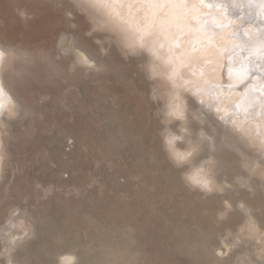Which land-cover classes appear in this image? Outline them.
<instances>
[{
	"label": "rangeland",
	"instance_id": "rangeland-1",
	"mask_svg": "<svg viewBox=\"0 0 264 264\" xmlns=\"http://www.w3.org/2000/svg\"><path fill=\"white\" fill-rule=\"evenodd\" d=\"M75 3L0 0V42L12 47L11 67L27 65L16 79L26 110L0 126V259L1 229L14 214L32 229L14 250L25 264H264L247 255L256 244L242 230L239 202L251 204L264 229V179L251 176L215 119L187 110L192 135L216 123L221 138L218 147L203 140L194 153L219 157L216 188L192 187L190 164L170 158L167 133L182 122L166 120V88L149 74L147 54L125 50L89 11L69 12ZM63 36L87 48L94 64H74ZM249 175L254 187L242 181ZM67 251L77 258L61 260Z\"/></svg>",
	"mask_w": 264,
	"mask_h": 264
},
{
	"label": "bare ground",
	"instance_id": "bare-ground-1",
	"mask_svg": "<svg viewBox=\"0 0 264 264\" xmlns=\"http://www.w3.org/2000/svg\"><path fill=\"white\" fill-rule=\"evenodd\" d=\"M110 11L105 8L96 12L89 11V13L108 22V26L104 29L112 33L116 40L119 37L122 41L119 43L120 46L129 51L124 45L135 43L138 39L139 32L136 31V26L142 28L145 25L142 17L147 10L138 11L135 6L129 8L128 0H119L115 5V11L119 12L120 16L110 14ZM161 15L163 16V13ZM130 17L131 22H129ZM164 23L165 31L157 32L151 38L156 55L139 47L136 52L142 51L147 54L149 74L152 75V68H154L156 72L154 77L166 88L164 89L166 90L165 111H168L169 102L180 105L182 108L181 116H166L167 121L179 119L182 122L181 131L170 129L167 136L171 134L178 138L175 140V148L181 152L189 150L190 144L195 145L198 141L202 143L207 139L218 147L219 140L222 138L224 142L230 143L242 153L251 176L258 174L264 179V70L260 67L264 64V44L257 43L251 49L243 46L245 40L260 41L264 37V0H203L202 3L201 0H185V3L178 4V7L173 9V14L169 15ZM168 25L171 27L169 28ZM62 38H64L60 41L62 47L72 51L77 42L75 44V40L72 41L73 37L63 36ZM82 48H76L75 52L84 58V65L92 66L93 59L89 58L88 53ZM11 49L10 45L0 42V50H4L3 57L0 58V82L4 84L5 90L15 105V107L9 105L12 115L6 110L3 116H0V126H7L10 118L17 115L21 109L26 110L27 107L21 100L23 94L16 83L20 72L24 71L27 65L17 64L11 67L12 57H8ZM17 53L22 55L25 52L19 49ZM75 57L76 55L73 62L77 64V57ZM6 69L7 74H5ZM248 79H251V85L245 87ZM193 101H196L197 105ZM187 110L202 121L215 119V122L225 129L223 136L220 139L217 137L216 123L213 124L215 131L203 129L199 138L198 135H192L194 128L192 130L191 126H188ZM208 113L211 116H208ZM3 132L0 128V141ZM181 139L188 141L189 144L186 146L180 141ZM201 143L197 151L202 148ZM5 153L4 149L3 157ZM194 153L189 158L190 165H185L187 166L185 177L201 167L204 161L212 160L211 168L205 166V173L202 175L206 174L213 188H216L213 165L219 161V157L213 154L200 161L195 158ZM1 169L2 163H0V176ZM250 178V175L243 177L242 181L249 187H254ZM219 184L223 188L221 181ZM243 199L239 202L249 210L250 215H246L247 221L242 230L246 236L255 240L254 244H256L255 250L249 251L247 255L252 257V254H256L259 258H264V229L253 212L254 208ZM228 209L230 207H227ZM227 210L223 213L224 215H227ZM1 232L4 235L2 253L5 260L0 259V264H25L17 257L18 252H14L17 245L32 233L24 217L13 214L8 218V225L4 226ZM60 258L65 262H71L77 258V252H64ZM242 264L249 263L244 261Z\"/></svg>",
	"mask_w": 264,
	"mask_h": 264
},
{
	"label": "snow or ice",
	"instance_id": "snow-or-ice-1",
	"mask_svg": "<svg viewBox=\"0 0 264 264\" xmlns=\"http://www.w3.org/2000/svg\"><path fill=\"white\" fill-rule=\"evenodd\" d=\"M119 2V0H76V3L69 9L71 11H92L96 12L99 9H110V14H114L115 16L119 17L120 13L115 11V5ZM203 0H201V3ZM185 3V0H128L129 8L136 7L137 10H147L145 11L144 16L142 19L145 21V25L141 28L136 26V31L139 32V37L135 43H128L124 45V47L128 48L132 55L136 54L137 47L141 49H146L152 55H156L154 51V47L152 44L151 38L156 35L157 32H164L165 31V19L173 14V9L178 7V4ZM163 13V16L161 15ZM122 18V17H121ZM89 19V18H86ZM92 24H95L98 28L104 29L108 26V22L98 19L95 15L90 17ZM129 22H131V17ZM91 27V25H89ZM170 28L171 25H168ZM64 38H62L63 40ZM117 43H122L121 39L117 37ZM257 43L264 44V37L261 38L260 41L254 40H245L243 42V46L252 48ZM81 47V45L76 44L72 50L71 54H75L77 57V63L84 64V58L75 52L76 48ZM65 52L68 51L67 48L64 49ZM84 52L88 53L89 58L94 59L91 52H88L87 48H83ZM4 50H0V58L3 57ZM159 58V57H157ZM261 69L264 70V64H261ZM243 70V65L241 66ZM174 74V73H173ZM152 75L153 77L156 75L155 69L152 68ZM247 75V74H246ZM255 75V73H252ZM171 78V77H170ZM251 85V79H248L245 83V87ZM195 95V93H193ZM15 107L13 104L12 98L8 95L7 91L5 90V86L2 82H0V116H3L4 112L7 110L10 115H12V109L9 107ZM168 111L165 113L166 116H181L182 115V108L180 105H177L173 102H169L167 105ZM178 139L177 137L171 136L169 134L166 137V145L169 151L170 158L176 164L177 167H181L186 163H190L189 158L192 156L194 152L198 150L199 144L201 141H198L197 144L191 145L189 150L181 152L175 148V140ZM3 161V142L0 141V163ZM213 161L207 160L204 161L201 167L197 168L191 175L186 176V180L202 188L205 191H213L212 182L206 178L205 173V166L209 169L211 168ZM253 171H255L253 169ZM240 208L245 212L246 215H250L249 210L244 208V205H240ZM26 234V233H25ZM78 264H82V262H78Z\"/></svg>",
	"mask_w": 264,
	"mask_h": 264
}]
</instances>
